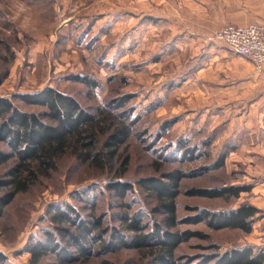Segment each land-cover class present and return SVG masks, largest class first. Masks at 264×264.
<instances>
[{
    "label": "rangeland",
    "instance_id": "obj_1",
    "mask_svg": "<svg viewBox=\"0 0 264 264\" xmlns=\"http://www.w3.org/2000/svg\"><path fill=\"white\" fill-rule=\"evenodd\" d=\"M116 2L0 0V97L12 99L22 110L39 112L41 108L22 102L19 96L53 87L75 97L93 114L107 109L109 132L119 122L130 130L113 167L99 170L81 162L69 149L50 176L39 175L26 193L17 195L0 218V250L8 256L7 264H31L26 245L53 228L47 213L52 206L70 203L89 220L95 206L105 225L121 229L119 215L125 213L142 218L148 230L162 222V215L153 211L155 197L139 186L125 200L106 189L126 157L129 163L121 180L135 183L173 170L186 173L177 199L180 218L194 214L196 206L229 210L245 202L253 204L257 198L254 189L264 177V153L254 148L262 145L264 135L256 114L251 116L248 109L264 97L255 89L254 79L262 72L217 40L216 31L208 32L213 40L193 61L194 45H184L157 22L144 20L142 29L136 31L114 30ZM76 76H87L97 86L87 87ZM106 138L107 134L98 136L99 149ZM0 149L8 150L4 144ZM226 152L225 165L216 167ZM14 165L13 160L2 166L0 178ZM232 184H253V190L229 200L187 193L192 188ZM260 209L250 234L212 231L204 223L180 226L209 233L210 239L194 238L179 247L178 258H185L179 264H188L187 257L211 252L210 244H217L221 252L247 245L264 247V209ZM94 248L99 250L98 245ZM104 260L150 264L152 257L121 249L75 264H102ZM39 264L62 263L50 253Z\"/></svg>",
    "mask_w": 264,
    "mask_h": 264
},
{
    "label": "trees",
    "instance_id": "obj_2",
    "mask_svg": "<svg viewBox=\"0 0 264 264\" xmlns=\"http://www.w3.org/2000/svg\"><path fill=\"white\" fill-rule=\"evenodd\" d=\"M76 81L95 88L97 82L87 76H76ZM20 100L37 106L41 111L20 109L8 97H0V168L11 161L15 165L6 176L0 178V218L18 194L26 193L39 175L50 176L57 169V160L72 149L77 158L99 170L113 167L119 149L127 142L130 130L125 122L111 132L106 124L111 114L107 109L93 114L84 108L72 95L53 87H46L34 93H24ZM100 134H107L101 149L98 148ZM235 147L230 149L234 151ZM227 152L219 158L216 167H223ZM129 158L120 164L113 178L106 183V189L125 200L134 192L135 185L155 197L154 212L162 215V222H155L148 230L142 218L135 214H121V228L105 225L103 214H91L84 218L79 209L70 203L52 206L47 210L52 229L44 231L43 238H37L26 245L30 263L39 264L48 254L54 253L62 264H75L88 260L95 254L102 255L121 249L136 250L152 257L150 264H179L177 250L191 239L207 241L210 234L202 230L180 226L204 223L212 231L239 230L246 234L253 232L256 216L262 210L251 203H242L229 210L210 211L194 207V214L178 216L177 199L181 194V182L187 176L182 170H173L160 177L139 178L135 183L123 179L127 172ZM253 190V184L225 185L219 188H192L187 193L208 199H238L242 193ZM125 207L129 208L126 202ZM190 209V208H189ZM124 230V231H123ZM125 232H128L127 235ZM64 243V244H63ZM95 245L99 250L95 251ZM72 249V250H71ZM209 253L187 257L188 264H264V247L252 245L233 247L224 252L217 244H210ZM8 256L0 250V264H7ZM102 264H111L104 260Z\"/></svg>",
    "mask_w": 264,
    "mask_h": 264
},
{
    "label": "crops",
    "instance_id": "obj_3",
    "mask_svg": "<svg viewBox=\"0 0 264 264\" xmlns=\"http://www.w3.org/2000/svg\"><path fill=\"white\" fill-rule=\"evenodd\" d=\"M123 1V4H122ZM118 0L113 8V28L121 31L140 29L142 22H157L162 30L171 31L184 42L194 45L196 52L193 61L209 42L208 32L217 31L225 25H246L254 21L264 25V0ZM142 29V28H141ZM202 55V54H201ZM256 90L264 96V71L254 76ZM254 86V87H255ZM252 104L248 114L257 116L261 133L264 135V97ZM262 145L254 149L264 153ZM264 175V174H263ZM257 198L253 205L264 209V177L260 181Z\"/></svg>",
    "mask_w": 264,
    "mask_h": 264
},
{
    "label": "built area",
    "instance_id": "obj_4",
    "mask_svg": "<svg viewBox=\"0 0 264 264\" xmlns=\"http://www.w3.org/2000/svg\"><path fill=\"white\" fill-rule=\"evenodd\" d=\"M215 38L246 57L257 72L264 71V25L254 21L246 25H225Z\"/></svg>",
    "mask_w": 264,
    "mask_h": 264
}]
</instances>
